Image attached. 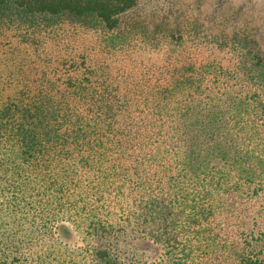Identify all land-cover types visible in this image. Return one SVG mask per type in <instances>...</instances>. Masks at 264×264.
I'll return each instance as SVG.
<instances>
[{
  "label": "trees",
  "instance_id": "16d2710c",
  "mask_svg": "<svg viewBox=\"0 0 264 264\" xmlns=\"http://www.w3.org/2000/svg\"><path fill=\"white\" fill-rule=\"evenodd\" d=\"M138 2L0 0V196L12 193L2 234L18 240L25 211L40 232L84 234L81 264H264V30L206 32L194 14L115 31ZM39 15L88 21L105 49L139 34L163 57L156 82L116 85L66 37L46 52L41 27L23 20ZM127 229L164 256H128ZM14 249L0 264H17Z\"/></svg>",
  "mask_w": 264,
  "mask_h": 264
},
{
  "label": "rangeland",
  "instance_id": "374dc122",
  "mask_svg": "<svg viewBox=\"0 0 264 264\" xmlns=\"http://www.w3.org/2000/svg\"><path fill=\"white\" fill-rule=\"evenodd\" d=\"M194 14H197L200 21L207 22V25H204L208 27L206 32L211 30L210 27H215L216 31L222 26L231 29L234 23L242 29L264 30V0H139L136 7L124 15L120 28L115 31L121 34L126 33L133 28L131 26L135 20L144 22L145 25L140 26L146 27L151 19L174 22L178 17L183 22L186 19H194ZM230 14L233 15L231 19ZM32 19L34 20L33 25L41 27L37 33V39L42 40L46 52L51 48V42L54 39L60 41L62 37H66L67 39L61 42L70 46L69 53L77 56L80 61L82 56H93L102 62L96 66H101V64L107 66L111 74L108 80L116 85L115 78H118V84L127 86L129 89L135 85L136 82L133 80L135 78L143 86V79L145 81L150 79L152 83L156 82V73L161 72L153 61L163 59L162 55L152 53L145 41L144 47L139 34H135V39L130 42L126 41L119 49H105V45L99 40L106 39L107 34L90 26L88 21L84 22L70 16H63L58 20L50 15H39L23 20L30 23ZM151 25L148 24L150 29ZM186 49L188 53H196L189 44ZM150 53H152L151 56ZM197 56L201 57L199 54ZM11 194L0 196L2 212H9L5 209L4 202L10 198ZM24 213L19 211L17 214L20 223L14 225L15 235L18 234L14 238L18 237V240L16 238L13 243L5 239L2 234V232L7 234L11 227L0 225V250L4 249L9 252L11 249L15 250L14 247L18 248L17 264H81V261L85 260L86 254L83 251L87 247L88 238L84 234L76 232L71 238H63L55 229L45 228L43 232H40L36 230L37 225H40V218L32 212L29 215ZM130 235L129 229L120 233L118 244L131 258L152 261L164 256L162 246L151 240H143L136 244ZM73 261L75 263H72Z\"/></svg>",
  "mask_w": 264,
  "mask_h": 264
}]
</instances>
